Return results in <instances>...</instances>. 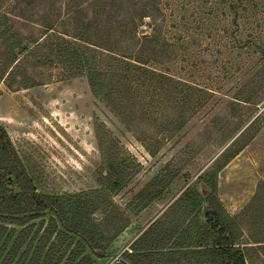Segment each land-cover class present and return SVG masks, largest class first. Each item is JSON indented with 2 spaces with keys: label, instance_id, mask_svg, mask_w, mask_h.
<instances>
[{
  "label": "trees",
  "instance_id": "trees-1",
  "mask_svg": "<svg viewBox=\"0 0 264 264\" xmlns=\"http://www.w3.org/2000/svg\"><path fill=\"white\" fill-rule=\"evenodd\" d=\"M13 1L26 12L48 0ZM62 1L54 0L60 5ZM60 5L55 8L53 3L55 10L43 12L37 24L42 32L35 37L14 31L8 16L1 15V36L12 42L4 75L11 77L20 69L24 84L29 66L60 68L62 80L84 76L93 97L149 154L156 155L204 105L197 88L148 68L141 47L136 53L124 48L148 39L144 32L138 35V29L144 19L156 20V0H72L64 8ZM114 29L119 30V39L111 36ZM103 32L107 34H99ZM94 133L102 163L98 187L58 194L41 190L0 125V264H93L101 257L97 253H107L131 225L132 219L114 198L139 173L140 164L124 154L119 140L98 118ZM239 143L234 140L215 168L199 176L209 189L207 197L187 187L121 257L129 264H192L194 258L199 264H246L245 243L240 241L244 234L238 219L220 202L217 185L219 171L243 149ZM175 178L160 173L136 192L131 202L138 213L161 201ZM263 206L264 199H258V212ZM106 211L116 216L112 224ZM96 214L104 216L99 219ZM250 241L264 244L258 232Z\"/></svg>",
  "mask_w": 264,
  "mask_h": 264
},
{
  "label": "rangeland",
  "instance_id": "rangeland-1",
  "mask_svg": "<svg viewBox=\"0 0 264 264\" xmlns=\"http://www.w3.org/2000/svg\"><path fill=\"white\" fill-rule=\"evenodd\" d=\"M53 3L55 8L60 5L48 0L21 12L13 0H0V22L5 14L14 31L35 37L42 32L37 24L43 12L55 10ZM71 4L72 0H63L60 6ZM156 5V20L146 18L138 29V35L144 32L148 39L124 48L136 53L141 47L148 68L197 88L204 104L156 155L149 154L93 97L84 76L62 80L60 68L28 66L29 80L24 84L20 69L6 78L12 42L1 36L0 27V125L37 184L42 191L58 194L98 187L102 169L94 133L98 118L119 140L124 154L140 164L139 173L114 198L132 219L136 235L187 187L207 197L209 189L199 176L213 170L220 154L237 138L243 149L219 171L218 198L233 216L264 199V0H156ZM110 34L119 39V30ZM160 173L176 178L161 201L138 213L131 202L134 194ZM262 208L242 212L240 221L235 218L244 234L240 241L245 243L246 264H264V247H258L264 244L250 241L256 232L264 239ZM110 212L104 215L112 217V224L116 216Z\"/></svg>",
  "mask_w": 264,
  "mask_h": 264
},
{
  "label": "crops",
  "instance_id": "crops-1",
  "mask_svg": "<svg viewBox=\"0 0 264 264\" xmlns=\"http://www.w3.org/2000/svg\"><path fill=\"white\" fill-rule=\"evenodd\" d=\"M252 201V200H251ZM248 205V204H247ZM247 205L245 207L238 211L235 216L232 214L230 215L231 217L237 218L238 221H240L241 217L244 216L242 215V212H249V208ZM246 206L248 208H246ZM225 208V207H224ZM245 208L247 210H245ZM252 208V207H251ZM226 210V209H225ZM252 212H258V205H256L255 208L250 210ZM227 212V211H226ZM153 221V220H152ZM148 227H146L138 234L136 235L137 229L133 224H131L118 238L117 240L109 247L107 254L105 256L99 257L94 259L93 264H129L127 261H125L122 257L121 254L123 253L122 251L126 248L127 251H129V246L130 244ZM132 229V230H131ZM242 230V229H241ZM243 232V231H242ZM123 239H125L123 241ZM124 242V243H123ZM122 243V244H121ZM125 249V251H126ZM122 252V253H121ZM121 253V254H120ZM192 264H199L198 259L194 258L191 260Z\"/></svg>",
  "mask_w": 264,
  "mask_h": 264
}]
</instances>
